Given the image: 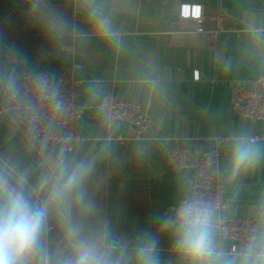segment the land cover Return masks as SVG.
<instances>
[{"label": "crops", "instance_id": "1", "mask_svg": "<svg viewBox=\"0 0 264 264\" xmlns=\"http://www.w3.org/2000/svg\"><path fill=\"white\" fill-rule=\"evenodd\" d=\"M55 3L69 22L60 41L27 23L22 0H0V30L7 44L22 50L29 70L56 79L63 66L75 61L82 65L77 102L84 109L79 132L87 140L69 152L55 144L39 156L3 111L7 100L0 96V159L22 160L35 168L57 152L80 157L103 146L100 198L119 219L121 230L131 233L150 225L160 237L163 264H179L169 251L165 220L188 197L195 170L168 166L167 152L176 146L193 151L219 147L225 180L232 137L264 134V120L238 115L231 99L237 82L264 73V37L256 42L249 32L250 26L264 28V0H104L118 40L97 34L76 0ZM183 3L200 4L202 17H182ZM64 45H74L75 51L64 50ZM110 96L138 102L149 113L145 138H132L133 126L109 122L102 115L100 105ZM121 135L125 142L119 141ZM255 142L264 148V141ZM225 188L227 207L219 219L253 218L264 194V162L243 178L238 191L226 181ZM31 194L42 196L35 182ZM217 234L226 250L241 248L218 228Z\"/></svg>", "mask_w": 264, "mask_h": 264}, {"label": "clouds", "instance_id": "2", "mask_svg": "<svg viewBox=\"0 0 264 264\" xmlns=\"http://www.w3.org/2000/svg\"><path fill=\"white\" fill-rule=\"evenodd\" d=\"M78 11L97 34L118 40L104 0H76ZM28 24L52 41L68 34L69 22L55 0H22ZM254 41L264 28L250 26ZM0 96L25 110L31 119H45L43 108L59 107L48 77L29 70L22 50L6 42L0 30ZM105 148L77 157L57 152L42 164L26 167L22 160L0 159V264H163L160 237L150 225L131 233L105 205L99 192L98 169ZM264 162V148L250 136L232 137L223 170L235 191L244 177ZM35 186L42 190L36 198ZM217 205L194 195L165 220L169 249L179 264H264V194L254 207V226L247 243L226 250L217 234Z\"/></svg>", "mask_w": 264, "mask_h": 264}, {"label": "built area", "instance_id": "3", "mask_svg": "<svg viewBox=\"0 0 264 264\" xmlns=\"http://www.w3.org/2000/svg\"><path fill=\"white\" fill-rule=\"evenodd\" d=\"M181 16L185 18H201L202 6L195 3H183ZM220 15L219 19H223ZM203 30V28H199ZM64 50L75 51L74 45H64ZM82 67L79 62L63 66L56 79L45 74L54 85L59 101V107L49 105L42 109L45 119L34 120L25 114V110L15 103L9 102L3 108L11 119L13 126L23 135L29 147L43 157L52 145L58 144L66 151H72L76 144L87 140L79 132V122L83 114V107L77 102V88L82 80L77 71ZM234 111L244 118L264 120V73L245 82H237L231 93ZM102 115L109 122H123L133 126L132 138L146 137L151 119L149 113L138 102L118 99L110 96L101 105ZM120 142L127 137L119 136ZM254 141H264V134L251 137ZM222 152L219 147L211 150L193 151L187 146H176L167 152L168 166L176 169L194 167L189 195L181 199L174 211L191 199L194 195L203 196L213 201L221 210L227 207L225 180L221 171ZM254 226V219L245 217L240 220L219 219L217 228L221 236L244 246Z\"/></svg>", "mask_w": 264, "mask_h": 264}]
</instances>
